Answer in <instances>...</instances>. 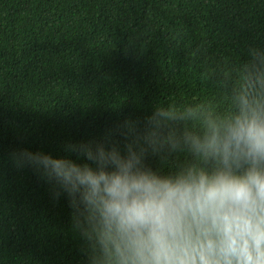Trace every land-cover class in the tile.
Listing matches in <instances>:
<instances>
[{
  "label": "trees",
  "instance_id": "trees-1",
  "mask_svg": "<svg viewBox=\"0 0 264 264\" xmlns=\"http://www.w3.org/2000/svg\"><path fill=\"white\" fill-rule=\"evenodd\" d=\"M249 47L264 0H0V264L83 259L67 198L13 152L75 158L153 106L219 98Z\"/></svg>",
  "mask_w": 264,
  "mask_h": 264
},
{
  "label": "clouds",
  "instance_id": "clouds-1",
  "mask_svg": "<svg viewBox=\"0 0 264 264\" xmlns=\"http://www.w3.org/2000/svg\"><path fill=\"white\" fill-rule=\"evenodd\" d=\"M218 75L219 98L153 106L75 158L12 153L67 198L81 264H264V48Z\"/></svg>",
  "mask_w": 264,
  "mask_h": 264
}]
</instances>
